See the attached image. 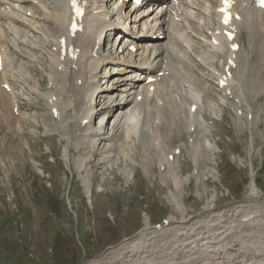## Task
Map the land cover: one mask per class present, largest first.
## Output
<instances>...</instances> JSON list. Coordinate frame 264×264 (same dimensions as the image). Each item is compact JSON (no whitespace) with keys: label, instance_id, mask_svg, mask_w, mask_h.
<instances>
[{"label":"bare ground","instance_id":"1","mask_svg":"<svg viewBox=\"0 0 264 264\" xmlns=\"http://www.w3.org/2000/svg\"><path fill=\"white\" fill-rule=\"evenodd\" d=\"M28 1L29 0H23V2ZM85 1L86 9L85 15L83 17V28L74 36H69L66 32L67 26L65 24L70 16V12L67 8L68 0H36V3H39V9L34 11L38 16H43L44 18H46L49 28L54 31L53 36H51L54 38V46H56V49L58 50L61 44V40L64 38L66 41V47L69 48L70 46H72L74 51L71 56L64 57V59H61L60 56H65V53H60L59 51L55 56H53V59L51 58V60L55 63L54 65L56 66L57 70L60 67V70L63 71L66 69V71L69 73V86L67 87V89H64L61 98L53 97L51 99L54 103L53 109L55 110L56 115H54V113L52 112L53 109L51 107H48L49 113H46V118H48L47 122H44L43 125L40 124L42 128L40 126H37V128H40L39 132L43 129L44 132L48 134V132L46 131L47 128H50V130L56 128L48 125V121L49 123L53 124L59 121V125L61 128H65L64 121L70 122V125L72 126L75 133L77 131L83 130L82 137L80 138L86 140V142L88 143L89 148L87 151L90 153L92 158L93 155L98 154L99 150L98 144L97 146H95L94 143H92L93 136L101 138V140H103L102 144L107 146H113L116 142L113 141L114 139L119 140L122 136H124L123 138H125V140L133 141V155L135 159L140 160L143 168L147 170L150 169L148 171H150L152 174L156 172V167L158 165L162 166L161 173L163 175L157 174L153 182H156V184H158L159 186L161 185V187L164 185L166 188H170V190L172 187H175V193L177 194V191L179 190L176 189L180 188L178 187V185H183V182L181 181V165L180 168L177 169V171H169L170 174H166L168 170L173 168L175 164L174 161L177 159V157L178 161L180 160V155L178 156L175 154V149L183 148V145L173 146L175 141L178 139L184 140L185 145H188L189 142L193 141L192 137L195 136L196 132H201L200 134L205 136L207 139L208 137L212 136L214 132H216V129H214L210 132V135L205 134L203 130L201 131V123H198L197 118L198 115H201L204 122H207L209 118H211L209 116V113H207L206 111V106L211 104V101L213 100L212 94L210 92H206L207 90H204L203 88L206 83L209 84L211 82L208 76H211L212 79H215V82L217 83V78H215L216 74L221 75L226 74L227 72L230 73V76L225 80L224 86L220 88L215 87L216 90L219 91V94L226 100V105H223L224 107H221L222 115H224L228 111H231V106L234 112H237V110H242L244 114L250 113V109L252 108H249L247 105V100L243 96L246 92L243 91L242 87L243 84H245L246 81L250 79L251 74H255L256 76H260L262 78V83L257 87L258 89H256V91H252L249 89V92L251 91L253 94V99L255 98L254 100L256 101L259 100V90H262V92H264V88L262 89V86L264 85V11H259L256 8L248 9L251 5V0H238V4L236 5V7L232 8L231 10L233 16L236 18L232 20L230 25L235 33L233 41L237 42L239 44V47L236 50L232 51L230 50L229 46H226V44L219 39L218 36H215L214 32L218 29L217 27L213 28L212 36H214V38L218 40V44H212L210 42L212 38L211 35H209V37L206 39L203 38V34H209L211 32V29L208 28L209 21H205L203 26L198 24L199 15L203 13L201 9L205 5V0H191V5L188 7V9H186L187 12L185 13L178 12L176 4L173 3L171 5L164 6L160 3V0H156V4H158V6H155L156 4L154 3L151 6L146 5L142 8L136 9H130L129 7L127 8L124 3L120 5L116 3L117 7L112 6L111 0H107L106 4L105 0ZM166 1L167 0H161V2ZM212 1L215 3L218 2V0ZM40 3H42L43 5L41 6ZM110 5L111 7L109 8ZM215 7L216 6L211 5V11H214ZM191 9H195L197 13H192ZM211 11L208 15L210 19ZM150 15H152V17L148 18ZM164 15L168 16V20H166L167 22H164L163 19H161ZM239 15L240 19H238ZM149 19H151L150 22H148ZM14 22L17 23L16 21ZM127 22H130V24H132L129 29H127V26H125L127 25ZM151 22L153 23L151 24ZM107 26L109 29H106L104 37L110 36V34H115L117 32H119V36H116V43L115 40L114 43H112V41L109 39L106 42L108 48L106 49V51L101 52V46H98V44L101 41V36L104 32L105 27ZM165 26L167 27L165 28ZM36 28L37 27H31V32L36 33V31L34 30ZM176 32L177 34L175 35ZM196 35H199V37L201 38V44H199L200 42L196 40ZM243 35L245 39L241 41V37ZM14 37L16 39L11 38L10 40H5L3 39V33L0 32V135L3 131H9L11 133L7 144L5 145H8L10 143V145L12 146L13 149L9 145L10 153L12 154L13 158L20 157L23 160V157L26 156L25 154L27 153V151L25 150L24 145H22L23 143L21 144V140L18 137V134H20L21 132L20 124H23L25 120L24 118H26L27 121V117L25 116L24 112L17 114L13 113V108L15 107L14 103L19 100H17V95L15 94V83H13L12 80H9L8 71L11 70V67L7 64L6 53L2 52L1 49L2 46H8L9 50H12L14 52L10 54L12 56H16L10 59V65L12 61H14L13 65L18 64V59L20 57L16 52L15 42L20 41L22 36L19 37L17 35H14ZM118 37L120 39H123L124 37L125 38L123 41H121L120 39H117ZM164 38H166L167 41H165ZM251 39L254 40V47L257 50L258 54L261 56L259 60H256L255 64L252 63L251 65H249L248 63H250V61L254 62V59L251 58V47L247 44L246 40ZM2 40H5V42H2ZM183 40L189 42L190 44L191 42H193L192 45L194 46L193 48L191 47L193 49V57L195 55L194 53H197L195 51V47H201V51L204 53L206 58V63L197 62V64L201 65L202 67L208 65L215 70L216 74H209L208 71L207 73H205V69H202L201 73L203 75L198 78V80L192 79V77L190 78L188 76H185L184 71L178 65L177 67L174 65V62H180L182 63V66L184 63L186 67L191 68L186 60H182L170 50V46L172 44L178 45L180 44V41ZM122 42L124 43L121 53H123V55H126L128 59L127 65L131 68L128 69L127 72H139V77L130 78L131 82L129 83V87H126L127 91L126 88L124 90L125 95L119 98L116 102L112 101V108L110 109V113L106 116V118L105 116L101 117L102 112L101 114L97 112L99 109H101V103L103 102L104 109L109 108V106H105V96H102L98 93V95L92 94V92H95L97 90V87L99 86L97 70L99 69V67L101 68L103 64L107 63V59L105 58L109 57L112 53L110 51L111 45L121 44ZM142 42H144V44H141ZM195 42L197 43L196 45ZM24 43H26V41H24ZM206 43L209 45V49H211L210 51L208 49L202 48V46L206 45ZM223 44L224 47H222ZM175 45L173 47H175ZM22 46H24V44ZM138 46L141 47L139 48V50H142L138 52V60L133 61L137 53L133 54V50H129L128 47L134 48ZM29 47L35 50L33 46H31V44H29ZM146 50H148L147 53ZM101 53H103L104 56L101 55ZM114 57L120 58V56L118 55ZM208 57L210 59H208ZM124 61L125 60H121L117 63L123 64ZM60 63H62L61 66ZM163 64L166 65V71L168 72H166L167 76L171 78L173 77L176 83L180 84L179 86H175L174 89L171 84L168 85V88H170L169 97H172L168 100H165L162 97L157 88L159 81L163 77L158 79L155 75L158 70H163V68H160L163 67ZM214 64L216 66H214ZM173 66L176 69L173 68ZM185 66H183V68H185ZM156 68L158 69L156 70ZM14 69L19 78H21L24 83H27V85L30 86V79L22 75L24 67L18 68L17 66H14ZM54 70L55 69H53V71ZM36 71L37 70H35V72ZM140 74L142 78H140ZM150 75L155 77V79L148 84L147 79L150 77ZM89 76H91L90 78L93 79L94 82H92V80H88ZM128 77L129 76H126L124 80H128ZM63 80L66 79L64 78ZM40 84L39 86L41 87ZM3 85H7L10 90H4ZM116 85L117 86H114L113 88L115 90H119V86H121V84L118 83ZM153 87L155 88V90L153 89ZM180 87H183L184 89H180ZM211 89L212 92H215L213 87ZM196 92H198L199 97H201L202 105H198L197 108L192 112L190 111V107L192 105L198 104V100L195 96L197 95ZM187 93H191V96L186 97L185 94L187 95ZM257 93L259 94L257 95ZM204 95L206 97H203ZM100 97L103 99H100ZM91 98H93L94 100L93 106H89L87 104V100H90ZM153 98H157L159 100V104L161 107L165 105L171 106L170 110L168 111V109H165L163 107L160 110L161 114L154 110L152 116L148 117L146 107L148 105L150 106L152 102L149 101ZM191 99L194 101H191ZM132 104L133 107L130 108ZM140 104L142 105L139 107L137 113V107ZM59 105L61 106L60 111L58 108ZM174 105H176V108L174 107ZM262 107H264V105ZM73 112L74 115H71V113ZM99 114L100 116H97ZM95 115L97 116L96 118ZM51 116H56V118L53 119L51 118ZM111 116L113 117L112 123L110 124V121L108 120L109 117L111 118ZM262 116H264V110L262 111ZM98 118H100V122L96 124L95 120ZM234 118L238 119V117L236 116ZM263 120L264 119L262 118H258V121L261 124H264ZM83 121H86V123L83 124ZM123 121L126 124H123ZM211 121L208 122L212 127H214V122ZM107 123L109 126L107 125ZM159 124L166 131V146L164 145L163 136L161 134L157 135L158 139L161 140L160 143L153 144L154 142H151L148 132L146 131V129L151 128V125L154 126L153 129L158 130ZM166 124L173 128L170 130ZM247 124L251 126L250 127L247 125L248 129H251L252 132L256 131L254 129V127L257 126L255 125L256 123L254 124L253 122H248ZM131 126H135V131L136 127L140 128L139 137L138 132L136 131L134 133L135 138L133 139V131ZM191 126H194L193 131L190 130ZM179 132H181V137L179 136ZM241 132H239V136L241 135ZM201 135L199 136L201 137ZM55 137L60 140L58 136ZM261 138L264 142V137L261 136ZM63 139L67 143V140L65 138ZM107 140L110 141V144H105V141ZM99 143H101V141ZM5 145L3 144V142L0 143V155L3 154ZM172 146L173 148L171 149ZM45 147L50 149L51 152L53 151L49 144L45 143ZM63 148L65 149L64 153H67L69 151V148H67V150L64 145ZM85 149L86 147H82L81 151H85ZM187 149L190 150V146ZM198 149H200L201 153H204L205 157H203L202 159L196 158L195 160L197 161V163L201 162L204 164V161L209 160L211 157L208 153L206 155L207 150L204 146H200ZM183 150L184 149H181L180 151ZM107 151L108 152H105L100 156V159L96 160L98 163H100L101 169H103L108 162H111L110 167H106V171H103L102 173H100V175H97L93 170V168L96 167V163H89V166L86 165V163L92 160V158L87 159V162L85 164H82V161L79 160V165H74L73 169H71V174L74 176V181L76 183L79 179L81 180L82 177L80 178L79 174L83 173L84 168L86 169L87 167V170L90 171L88 174L90 178L84 187L87 195L91 193H97L94 190V186L96 185H100L102 187V189H100L98 192L105 195V191H107L105 190V188L110 187L112 189V186L114 184L123 181L129 183L127 182V173L121 171L122 167H129L131 165L129 159H122L121 157L119 159V156L114 155L115 160L111 161V152L116 151V148L110 147ZM88 152L87 155H83L84 158H88ZM69 154L70 153H68L67 156H69ZM81 154H83V152H81L80 155ZM162 154H165L167 162L159 163V160H162L163 158ZM170 155H172L173 158L172 162H170L168 159ZM208 157L209 159H207ZM64 160L67 163L69 162V158H67L66 156L64 157ZM2 161L5 160L0 159V162ZM9 161L12 160L8 159V161H5V168L7 169V172L5 175H2V177L7 178V181L10 182V176L12 175V173L11 170H9V167H16L17 164L11 162V165H9ZM156 162L158 163V165ZM25 163L26 162L23 161V166H25ZM131 167L134 173H136L137 170L141 168L140 165H132ZM8 170L10 171V173L8 172ZM134 173L133 176L137 175ZM165 175L170 176L167 177ZM208 175L209 174H207L206 176ZM133 176L132 178L134 179ZM201 176L203 177L205 175L202 174ZM211 178L212 177L209 175L208 179L211 180ZM252 178L253 174L251 176V179ZM165 180H167L168 183H165ZM250 181L251 182L248 186L249 191L246 194L247 197L245 198V202L247 199H259L257 198L259 196L257 195L258 193L252 188V180ZM74 191L79 192V189L75 188ZM170 193L172 194V192ZM179 195H181V193H179ZM174 196L176 197V195ZM182 198L183 201L186 200V197ZM240 202H242V200ZM211 208L212 207L205 206L203 208L204 211H202L201 214L197 215L196 218L193 219V221L191 219H187V217L185 216V212L181 213L178 211V213H181L179 215L180 218L178 219V217H176L178 215L177 213L173 214L174 216L171 215L170 217H168V224L164 226L161 232L154 230L147 231L145 229L146 232L144 231L140 235L136 234L138 235L136 237L137 239L130 238L127 241L128 243L124 238L122 239V241H125L126 243L118 246V248L115 247V257H117L118 255L120 257H117L115 259L112 257V252H109L110 256L107 258V260H105L104 258V260L102 261L99 258L101 261L95 264H173L169 262L173 259H176L177 261H183L182 259H184L185 262V246L190 250H195L196 244H202V246L205 247V249L201 253H203L204 258L207 257V259L203 263V260H201L198 261V263L194 262L192 264H248L250 258H253L254 256H260L262 259H264V247L263 245H259L257 243L260 239H264V229L261 230V227L249 229V226L259 224L258 219L261 218L262 215L264 217V202H262L260 205L257 204V206L250 204H248V206H245L243 204H239L236 207L230 206L228 209H223L216 212L213 211L214 209L211 210ZM252 213H255L256 215L251 217ZM185 222L190 225L189 228H187L188 226L185 225ZM174 223H177V225H172ZM181 223H183L184 226H182L183 224L181 225ZM260 224H262V222ZM193 228L195 231V236L194 232H190V230L193 231ZM166 232L168 235L163 238L165 242L163 244H160V239L157 243H155L157 241V237L161 236L163 233L166 234ZM186 233L191 234L192 237L194 236V241L192 240L186 242ZM153 236L156 238H153ZM221 236H223V239L219 240ZM215 240H218V242H215ZM220 242L221 245L218 246V243ZM250 242L254 243V245H252V243ZM201 257L203 256L201 255ZM197 258H199V256ZM167 260L168 262H166Z\"/></svg>","mask_w":264,"mask_h":264},{"label":"rangeland","instance_id":"2","mask_svg":"<svg viewBox=\"0 0 264 264\" xmlns=\"http://www.w3.org/2000/svg\"><path fill=\"white\" fill-rule=\"evenodd\" d=\"M111 1L112 6L117 3L115 0ZM106 3L107 0H105V4ZM150 17H152V15L148 18ZM164 17L165 15L161 19H163L164 22H167ZM43 30L45 33L44 37H41V40H45L46 43H49L51 40V43L54 45V38L52 37L54 31L52 29H49V31L47 27H44ZM176 34L177 32L175 35ZM114 36H119V32L115 33ZM124 38L120 39L118 37L117 39L123 41ZM164 39L167 41L166 38ZM113 40H115L116 43V38ZM246 42L251 47V58L254 59L253 63L255 64L256 60L260 59L261 55H259L255 49L253 39L246 40ZM33 44L38 47V40H34ZM188 44L193 48L194 45L189 42ZM222 47H224V44ZM30 48L31 47L28 46V49ZM22 49H24V47H22ZM117 49L119 50L121 47H118ZM2 52L6 53L4 49H2ZM9 53L14 52L9 50ZM101 55L104 56L103 53H101ZM27 56L28 58L22 61L25 63L22 75H24V77L27 76L30 79V86L22 84L18 81L16 76L14 77L17 82V87L21 89L16 91V93L24 95L22 89L25 87L32 91L30 95V105H32V108L26 113L27 121L29 122L23 117L25 120L23 124H20L21 132L18 134L21 144L23 143L22 145H24L27 153L25 154L26 156L23 157V160L20 157L13 158L10 153V147L12 148V146L10 143L5 145L7 142H3L5 148L3 154L0 155V159L2 160H12L9 161V165H11V162L17 164L16 167H9V170H11L12 173L9 182L7 181V178L2 177V175H5L7 172V169L5 168L6 162H0V264H95L101 260L103 261L104 258L107 260L110 256L109 252H112V257L115 259L120 257L119 255L115 257V249L118 248V246L125 244L130 238H136L138 236L136 234L140 235L144 231L146 232V230L161 232L162 230H155V224L159 222L161 223L163 219L166 221L168 217L175 213L178 214L176 217L179 219V215L182 212H185L187 219L193 221L197 215L204 211L203 208L205 206L212 207L211 210L214 209L213 211L216 212L228 209L230 206L236 207L239 204L245 206H248V204L257 206V204L260 205L264 202V142L261 138V136L264 137V124H261L258 121V118L264 119V116H262V111L264 110V107H262L264 105V92H262V90L258 91L260 95L259 100L257 101L254 100L255 98L253 99L252 92H249V89L256 91V89H258L257 87L261 85L262 78L260 76L251 74L250 79L247 80L242 87L243 91L247 93L243 95L247 100V105L249 108H252L250 109L249 114H244L242 110L234 112L230 105L231 111L222 115L221 104H225V99L217 90L215 92L211 91L215 79H211L209 84L206 83V85L203 86L204 90H207L206 92L212 94L213 100L211 101V104L206 106V111L211 117L208 121L212 120L211 122H214L213 124L215 128L212 127L207 120L208 123L204 122L201 115L197 116L198 123H201L200 129L201 131L203 130L205 134L210 135V132L214 129H216V132L208 137V139L201 135V132H196L195 136L192 137L193 141L189 142L188 145H185L184 140L178 139L175 141L173 146L183 145V148H177L175 150L176 154L179 149L180 154H178V156L180 155V160L178 161L177 157L174 161L175 164L173 168L168 170L166 174H170L169 171H177L181 165V181L183 182V185H178L181 189H176L179 190L176 194L175 187H172L170 190V188H166L164 185L161 187V185L159 186L156 182H153L157 174L163 175L161 173L162 166H159L156 162L158 166L156 167V172L152 174L148 171L150 169L147 170L143 168L140 160L135 159L133 155V141L125 140V138H123L124 136L119 140L114 139L113 141L116 142L113 146L104 145L102 144L103 140H101V138L93 136L92 143H94L95 146L98 144L99 150L98 154L93 155L92 158L87 151L89 148L88 143L86 140L80 138L82 137L83 130L75 133L70 125L71 123L68 121H64L65 128L60 127L59 121L54 124L49 123L48 121V125L56 127L51 130L46 127V131L51 135L45 134L43 129L39 132L40 128H37V126L42 128L40 124H43V121L47 122L48 120V118H46V113H49L48 107H51L52 109L54 108V103L51 99L53 97H62L64 89H67L69 86L68 80L70 79V75L66 69L63 71L59 69L57 70L54 65L55 63L51 60L53 57H49L48 54H45V61L43 59V62L39 61L40 64L35 57L31 55ZM111 59H116L117 61L112 62ZM119 61H121L119 57H110V59L106 60L107 63L112 62L115 64ZM13 63L14 61L11 62L12 65ZM61 64L62 63H60V66ZM248 64L251 65L250 63ZM183 66H185L184 63ZM214 66L216 65L214 64ZM32 68H34L33 71ZM119 68H124V66H120ZM160 68L162 69L163 67ZM173 68L175 67L173 66ZM201 68L203 69L202 66ZM53 69L55 70L53 71ZM35 70H37V73ZM200 73L201 71H198V74ZM190 74H196V72L189 73L188 75ZM121 76L123 77L124 74ZM90 77L91 76L88 77V80L94 82ZM189 77L191 78V76ZM62 78H65L67 81ZM208 78H211V76H208ZM192 79L198 80V77H192ZM102 80L103 78H101V81ZM38 84L43 86V88H48L49 85L51 89L48 92L41 93L42 88H39ZM107 85L109 86L111 84L108 83ZM172 85L174 89L175 86H179L180 84L175 81ZM157 88L158 92H160L165 100L172 98L169 97L170 88H168V81L166 79H161ZM263 88L264 85L262 86V89ZM180 89L184 88L180 87ZM105 92L106 91H102V93ZM259 93H257V95ZM185 96L190 97L191 93H187ZM195 96L198 97V95ZM203 97L206 96L204 95ZM100 99L103 98L100 97ZM191 101L194 100L191 99ZM48 102L49 105H46ZM149 102L152 103L150 106L148 105L146 107L148 117L152 116L154 110L161 114L160 110L163 107L168 109V111L171 108L169 105L161 107L157 98H153ZM142 104L137 107V113ZM200 105H202V103H200ZM132 107L133 104L130 108ZM174 107L176 108V105H174ZM58 108L60 111L61 106L59 105ZM103 109L102 102L101 109L97 112L101 114ZM105 113L104 110L102 115ZM100 114L97 116H100ZM71 115H74V112L71 113ZM97 116L95 115V118ZM235 116L238 117V119H235ZM255 117L257 118V121ZM51 118L55 119L56 116H51ZM98 119L96 120L98 121ZM248 122L256 123L255 125L257 126L254 127L256 131L252 132L251 129L247 128V125L250 126L247 124ZM123 124L126 123L123 121ZM160 124L158 130L153 129L154 126L151 125V128L146 129V131L148 132L151 142H154L153 144L160 143L161 140L158 139L157 135L161 134L163 136L164 145L166 146V131L160 126ZM166 125L170 130L173 128L168 124ZM131 128L133 131V139L135 138L134 133L136 131L138 132L139 137L140 128L136 127V131L135 126H131ZM190 129L194 130V126H191ZM239 132H241L240 136ZM10 135L9 131H3L0 135V143L6 140ZM199 135H201V137ZM55 136H58L60 140ZM179 136L181 137V132H179ZM63 138L67 140V143ZM100 141L101 143H99ZM45 143L51 146L53 149L52 153L51 150L49 151L45 147ZM105 143L108 144V141H105ZM62 144L66 149L69 148L67 153H64L65 149ZM189 146L190 150L187 149ZM200 146H204L207 150L206 155L208 153L211 157L210 159L208 157L207 159L209 160H205L204 164L201 162L197 163L195 160L196 158L202 159L205 157L204 153H201L200 149H198ZM82 147H86L85 151L88 152V158L83 157V155H87V152L81 151ZM110 147L116 148V151L111 152V161L115 160L114 155L119 156V159L120 157L122 159H129L131 165L129 167H122L121 169L122 172L127 173V182L129 183L123 181L114 184L112 189L110 187L105 188V190H107L105 191V195L98 192L102 187L96 185L94 186V190L97 193L87 195L84 187L87 184V180L90 178L88 175L90 171L87 170V167L86 169L84 168V174H79V177H82L83 180L81 178V180L79 179L76 183L74 181V176L71 174V169H73L74 165H79V160L82 161V164H85L87 159L92 158V160L87 162L86 165L89 166V163H96V167H94L93 170L97 175H100V173L106 171V167H110L111 162H108L104 168L101 169L100 163L96 160L100 159V156L103 153L108 152L107 150ZM181 149L184 150L180 151ZM81 152H83V154H81L82 156L80 155ZM68 153H70L69 156H67ZM64 155L69 158L68 163L64 160ZM162 157L163 158L162 160H159V163L167 162L165 154H162ZM23 161L26 162L25 166H23ZM132 165H140L141 168L134 173L131 167ZM9 170L8 172L10 173ZM191 170L193 171L191 172ZM133 173L137 175L133 176ZM202 174L205 176L202 177ZM207 174L212 177L211 180L208 179L209 175L206 176ZM252 174L253 178L251 179ZM165 176L168 177L170 175ZM250 180H252V188L258 193L256 194L259 195L257 197L259 199L256 200V198H252L248 203L247 201L240 202L242 199L245 201V198L247 197L246 194L249 191L248 186L251 182ZM165 181V183H168L167 180ZM75 188H78L79 192L74 191ZM170 192H172V194ZM179 193H181V195H179ZM174 195H176V197ZM182 197H186V200L183 201ZM178 211L181 213H178ZM261 222L262 224L258 225V227H261V230H263V216ZM182 224L183 223H181V225ZM172 225H177V223ZM185 225L188 226L187 228L190 227L186 222ZM182 226H184V224ZM190 232H194L195 236L194 228L193 231L190 230ZM189 233H186L187 235L185 234L186 242L194 241L195 239V237L193 236V239L192 235ZM163 234L158 236L159 238L157 237L155 243L160 239V244L165 242L163 238L168 234L167 232L166 234ZM124 238L126 242L122 241ZM153 238L156 237L153 236ZM222 239L223 236H221L219 240ZM215 242H218V240H215ZM257 243L264 247V239H260ZM220 245L221 242L218 243V246ZM252 245H254V243H252ZM204 249L205 247L202 246V244H196L195 250H190L185 246V255L187 256H185V262L184 259H182L183 261L173 259L169 262L173 264H192L203 260V263L207 259V257L204 258V254L201 253ZM201 255L203 257H201ZM198 256L199 258H197ZM189 259H192L193 262ZM166 262H168V260ZM248 264H264V259L260 256H254V258H251L248 261Z\"/></svg>","mask_w":264,"mask_h":264}]
</instances>
